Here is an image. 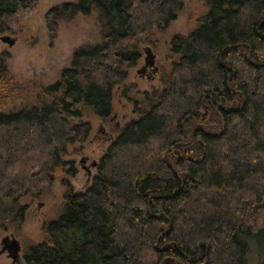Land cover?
<instances>
[{
  "label": "trees",
  "instance_id": "1",
  "mask_svg": "<svg viewBox=\"0 0 264 264\" xmlns=\"http://www.w3.org/2000/svg\"><path fill=\"white\" fill-rule=\"evenodd\" d=\"M39 0H0V33ZM191 28L174 33L171 69L145 93L139 116L118 127L84 191L68 148L92 130L85 114L112 119L113 94L150 32L169 27L183 0H76L48 15L95 6L103 40L74 50L57 79L14 107L18 84L0 52V230L20 231L29 195L59 172L65 202L26 264H251L264 236V0H201ZM10 108V109H9ZM263 244V243H262ZM251 255V254H250ZM253 264H264V255Z\"/></svg>",
  "mask_w": 264,
  "mask_h": 264
},
{
  "label": "rangeland",
  "instance_id": "2",
  "mask_svg": "<svg viewBox=\"0 0 264 264\" xmlns=\"http://www.w3.org/2000/svg\"><path fill=\"white\" fill-rule=\"evenodd\" d=\"M64 1L76 0H39L34 7L25 9L19 15V26L15 31H6L15 37V43L9 45L0 39V52L6 51L9 55L7 67L18 84H28L23 90L16 89L11 97H21V106H29L34 101V89L38 84H49L57 79L61 70L72 62L73 52L81 46H91L103 40V32L99 22V14L94 6L90 13H78L72 18L48 15V11L57 4ZM206 9L201 0H183V9L165 30L153 28L150 32L152 42H142V56L139 61L128 68V75L124 80L128 88L124 94L123 87L117 86L113 94L112 119L102 121L96 114H85L84 119H89L92 124L90 135L83 143H75L69 146L66 159L72 160L77 173L70 177V181L76 191H84L90 184L92 177L97 173V166H92L95 159L99 161L110 142L118 134V127L132 118L139 116V109L143 107L145 93H152L160 89L162 83L160 74L162 69H171L174 55L171 51V38L174 33H186L191 28L188 17L191 14L201 13ZM145 45H151L156 54V63L159 71L156 73L142 74L138 68L143 64ZM10 109V108H9ZM87 156L90 171H87L80 162ZM99 163V162H98ZM91 165V166H90ZM64 176L59 172L52 186L41 198L26 195L21 201L27 205L26 217L21 225L20 231L15 233L14 229L0 230V240L3 235L13 231L20 239L23 246L43 240L46 236L45 224L56 218L63 209L65 202V186L61 181ZM39 202H43L42 205ZM263 243V244H262ZM250 247L253 244L258 249L257 257L248 254V262L253 264L264 255V236L249 239ZM0 244V250H1ZM251 254V255H250ZM0 264H12L11 257L7 251H0ZM19 264H26L23 259Z\"/></svg>",
  "mask_w": 264,
  "mask_h": 264
},
{
  "label": "water",
  "instance_id": "3",
  "mask_svg": "<svg viewBox=\"0 0 264 264\" xmlns=\"http://www.w3.org/2000/svg\"><path fill=\"white\" fill-rule=\"evenodd\" d=\"M0 39L3 42H7L9 45H13L15 43V37L11 36L8 33H4L0 35ZM144 56H143V64L140 68H138V72L146 70L148 67L150 68L151 72L156 73L159 71V65L156 63V54L153 51L151 45H145L143 47ZM98 164L97 160H93L91 162L92 166H96ZM40 205L43 202H39ZM1 244V252L7 251L8 256L12 259V264H19L23 259L22 254V244L19 238H17L13 231H10L2 236L0 240Z\"/></svg>",
  "mask_w": 264,
  "mask_h": 264
},
{
  "label": "flooded vegetation",
  "instance_id": "4",
  "mask_svg": "<svg viewBox=\"0 0 264 264\" xmlns=\"http://www.w3.org/2000/svg\"><path fill=\"white\" fill-rule=\"evenodd\" d=\"M151 70H150V68L148 67L146 70H144V71H141L140 73H142V74H149L148 76H152V74H151V72H150ZM86 161H88V157L87 156H85V157H83L82 159H81V163H82V165L84 166V168L87 170V171H90V167H89V165L88 164H86ZM91 166V165H90Z\"/></svg>",
  "mask_w": 264,
  "mask_h": 264
}]
</instances>
